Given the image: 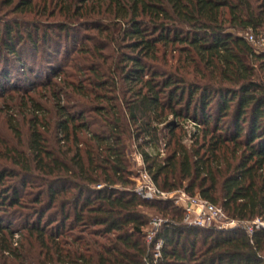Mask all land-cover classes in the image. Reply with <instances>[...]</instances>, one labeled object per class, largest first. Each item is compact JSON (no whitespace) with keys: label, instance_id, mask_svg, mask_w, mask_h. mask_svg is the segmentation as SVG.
I'll return each instance as SVG.
<instances>
[{"label":"trees","instance_id":"16d2710c","mask_svg":"<svg viewBox=\"0 0 264 264\" xmlns=\"http://www.w3.org/2000/svg\"><path fill=\"white\" fill-rule=\"evenodd\" d=\"M81 19L117 57L104 66L103 47L84 45L91 62L71 63L78 76L50 66L31 78L20 46L35 53L51 28L60 40ZM263 36L264 0H0V97L21 91L11 57L55 111L31 99L25 132L6 119L15 145L0 141V264H264V228L185 225L171 201L133 191L127 152L132 143L161 191L264 219ZM20 209L18 224L5 221ZM148 211L164 220L151 243Z\"/></svg>","mask_w":264,"mask_h":264},{"label":"rangeland","instance_id":"374dc122","mask_svg":"<svg viewBox=\"0 0 264 264\" xmlns=\"http://www.w3.org/2000/svg\"><path fill=\"white\" fill-rule=\"evenodd\" d=\"M46 17L47 16L39 17V20H44L46 19ZM100 17L101 16H99L98 18ZM57 18L58 17L49 18L47 21H57L58 20ZM87 23L89 22H84L81 19V22L73 25L74 30L70 33V36L66 37L62 34L60 40L54 37L55 30L54 28H51L49 30L50 34H52L50 40L48 42H43L42 40H39L38 46L40 48L35 53L33 52V49L30 47V45H26V46L21 45L20 47L23 48V49L21 48L23 50L22 57H21L22 61L26 63V66L29 65L34 72L31 78H34V75H37V73H42V75L40 74V77H39V79H41L40 81H42L44 79V73L47 70H49L50 66H55L57 68H60L61 73L63 72L66 75L76 74L78 76L77 71H75L76 69L73 70L71 68V63L76 62V64L78 63L77 65L82 67L83 65L91 62V59H89L88 63L85 62L84 59H81L84 57L88 58V55L84 53L81 54L77 51L81 46H84V45H85L84 47H86L88 50H91L92 47L93 48L103 47L100 53H102L101 55H104L108 57L109 59L105 57L103 58L100 57L98 58L97 61H99V63L100 62L104 63V66L111 63L112 57L114 58L117 57L115 50L113 51V46L109 44V42H107L106 39H104L102 35L100 36L97 35V32L91 29L90 26H86L88 25ZM87 37L91 39H87ZM54 42L58 43V47L55 46ZM263 47H264V36L263 38H258L255 44L256 49H260ZM8 68H10L13 73L12 74L10 70L11 74L9 75H10L11 81L16 82L17 80L16 83L20 85L19 89L21 91L17 92V91H14L11 87H8L1 94V97H0V141L8 142L10 145H15V141L13 137H11L10 132L7 128L8 126L6 124V119L11 115V113H14L16 115L15 119H17L20 122L21 127L23 128V132H25L26 124H24L22 121L23 118L25 117L23 113L28 115L31 99L36 101L37 103H40L44 107L45 113H48L47 118L52 117V113H55V111L53 109L52 102L46 100V98H49L48 95L45 98L42 96L43 92H40V91H43V90H41L39 86H36L34 89L27 90L29 87L28 84L30 83V80L27 78L26 73L23 72V70L25 71V69H23L22 66L17 61H13L11 57L8 62ZM68 79H71V78H68ZM36 81H37L36 83L39 82V80H36ZM0 92L2 91L0 90ZM23 92H25L26 94L25 93L23 94ZM39 92L40 94H38ZM172 118H173L172 116L168 117V119H172ZM158 127H162V125H159ZM184 127L187 131V139L185 140V143L186 145H190V141L188 140L194 132L193 123L188 121L186 124H184ZM25 139H26L25 136H23L22 141H25ZM131 145L132 143H129V146L127 148L128 154H131L130 152V150L132 149ZM131 168L132 170L134 169L132 163H131ZM29 205L33 207L32 204H29ZM9 211L10 212H8V214L4 215L3 217L5 221L7 222L11 221L13 224H18L22 219V216H23L22 213H27L26 212L27 209L17 210L18 213L16 212V210L15 212H13V210H9ZM9 213L11 215H9ZM148 213H149L150 219H153V218L162 219V217L159 214L154 213L153 211H148ZM148 227H150L149 224H148ZM148 227L146 229H148ZM14 237H16L15 239L17 240L19 236L16 235Z\"/></svg>","mask_w":264,"mask_h":264},{"label":"built area","instance_id":"2783aa9c","mask_svg":"<svg viewBox=\"0 0 264 264\" xmlns=\"http://www.w3.org/2000/svg\"><path fill=\"white\" fill-rule=\"evenodd\" d=\"M246 38L254 42V37L251 33H246ZM130 152L131 154H128V156L134 168V175L132 178L134 183L133 191L144 200L171 201L176 207L182 209L183 223L185 225L214 227L219 230L241 228L249 237L252 236L254 230L264 228V219L256 218L252 221H238L229 218L221 207L213 205L197 195L189 196L181 190L174 192L161 191L153 184L150 176L146 172L140 154L136 153L134 148H132ZM160 152H163V150H160ZM163 222L164 220L160 218H153L150 220V227L145 231L146 241L148 243L153 241ZM162 247V240H157L154 247L155 257L159 256Z\"/></svg>","mask_w":264,"mask_h":264}]
</instances>
